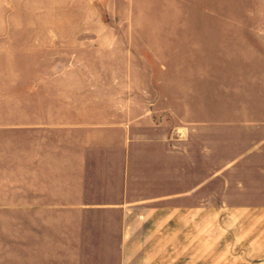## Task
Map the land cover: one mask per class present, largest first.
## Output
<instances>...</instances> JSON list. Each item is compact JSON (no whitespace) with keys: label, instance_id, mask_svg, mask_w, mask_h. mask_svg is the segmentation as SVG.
Masks as SVG:
<instances>
[{"label":"crops","instance_id":"crops-1","mask_svg":"<svg viewBox=\"0 0 264 264\" xmlns=\"http://www.w3.org/2000/svg\"><path fill=\"white\" fill-rule=\"evenodd\" d=\"M88 1L112 9L125 0ZM187 2L126 0L161 15L148 24L181 23L171 12ZM135 39L105 31L35 35L42 59L34 83L21 88L17 115L6 108L0 114V215L22 218V251L36 257L71 248L115 251L112 264H264V168L259 182L245 176L242 195L205 203L203 132L183 122L173 137L151 103L130 90L123 66L112 62ZM174 159L178 205L163 183L171 180ZM92 223L119 234L117 244H54L63 226L85 231Z\"/></svg>","mask_w":264,"mask_h":264},{"label":"rangeland","instance_id":"rangeland-1","mask_svg":"<svg viewBox=\"0 0 264 264\" xmlns=\"http://www.w3.org/2000/svg\"><path fill=\"white\" fill-rule=\"evenodd\" d=\"M186 5L171 12L177 17L171 20L181 23L148 24L158 14L132 8L126 0L112 9L88 0H0V114L6 108L17 115L21 88L34 83L35 66L42 59L32 46L37 33L130 34L136 38L128 42L131 51L112 62L123 66L130 90L141 103H151L156 119L165 121L173 137L179 138L183 122L192 131L203 132L205 203H227L229 194L242 195L245 176L259 182L258 171L264 168V0H188ZM20 66L27 71L21 73ZM178 148L176 143L173 158L178 157ZM245 155L252 164H243ZM230 162L235 164L229 167ZM178 165L174 159L171 180L163 182L164 192L170 186L176 205ZM100 219L92 222L99 224ZM97 224L86 225L85 231L63 226L64 232L54 235V244L61 240L76 246L79 241L117 244L119 234L103 233ZM22 225L19 215H0V264L115 260V251L71 248L36 257L32 255L36 252L22 251L21 244H26Z\"/></svg>","mask_w":264,"mask_h":264}]
</instances>
